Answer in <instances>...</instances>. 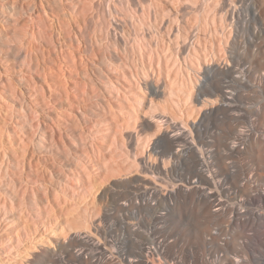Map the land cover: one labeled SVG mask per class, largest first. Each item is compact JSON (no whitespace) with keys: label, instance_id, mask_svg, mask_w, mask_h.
<instances>
[{"label":"bare ground","instance_id":"obj_1","mask_svg":"<svg viewBox=\"0 0 264 264\" xmlns=\"http://www.w3.org/2000/svg\"><path fill=\"white\" fill-rule=\"evenodd\" d=\"M2 1L1 9L5 7V2L7 3V0ZM32 1L35 2L32 3L33 10H29L30 6L26 8L29 10L26 11L29 16L27 18L30 19L28 21L39 22L43 16L49 18L43 0ZM87 1L71 0L70 9L64 11L59 8L62 10L61 14L67 17L66 23H62L56 17L57 25L59 24L61 31L67 34L69 43L81 45L77 55L68 47L64 49L65 46L63 47L60 41L52 45L54 60H57V63L51 59L52 57L50 61L52 60L53 65H58L57 71L62 78L60 83H55L56 77L50 73L51 68L46 71L37 65L42 72L31 74L29 67L16 66L15 60L11 57V51H15L10 48L0 50V116L5 113L9 117V123H12L16 119L14 115L16 112L22 114L23 124L16 126L22 134L28 129L31 130L33 122V127L37 124L35 131L28 137L29 144H26L19 142L18 130L9 128L8 123L1 124L0 121V232L6 229L16 235L18 243L19 233L23 232L14 231L10 225L8 226V222L10 223L14 216H9L5 212L3 207L7 203L12 204L20 200V210L27 209L26 215L29 214L34 219L38 218L43 209L50 204L47 191L37 193L29 184L27 185L31 189V197H28L29 192L26 197L21 193L19 196L18 189L17 193L14 191L15 183L26 185L24 176H28L32 169L27 157L19 160L14 153L17 149L25 152L28 146L41 151L50 144L58 143L62 136L69 137L67 130L60 128L61 121L56 114L55 120L49 118L51 125L39 123L37 116L43 111L42 104L48 105L50 100L60 109L66 103L69 107L72 99L76 100V94L68 90L64 81L66 76L72 75L73 70L70 67L76 68V59L85 63L84 72L88 74V82L108 91L106 95L109 98L103 94L98 99L102 111L105 109V112L117 116L115 120H113L115 117L112 119L114 122H111L110 127L108 125L107 128L106 126L101 128L96 122H90L79 135L86 145L85 151L90 156H96V159L99 155L101 159L100 162L94 160L80 162L84 170L81 193L89 194L93 190L91 184L93 182H90L92 173L100 170L107 174L106 176L113 175L115 179L111 180L113 181L111 186L108 185L109 188L106 189L108 191H104L107 192L105 199L109 208L103 209L102 213L91 221L87 222L86 218L87 224L82 229H79L80 226L74 228L76 226L67 224L57 229V234L47 235L53 228L43 227L45 239L42 236L44 240L41 237L43 241L38 240L39 244L35 245L33 242V247L28 249L25 260H20V264H212L205 255L206 236L211 237L213 245L208 254L213 257L216 252L222 251L225 254L224 264H257L258 258L252 256L250 252H256L260 246L264 249V223L258 225L256 222L264 220V98L256 102L252 94L257 93L256 88H261L262 92L264 88V49L260 40L264 35L259 37L256 28L250 31L251 35H246L244 32L246 20H239L240 11L235 5L236 0L229 1V4L223 0L215 7L220 13L226 9L223 22L220 20L222 24L218 25L216 31L212 29L219 35V37L216 35L219 38V50L216 49L211 56L205 52L204 56H199L202 53L197 56L201 44L200 36L198 33L187 34V31L183 35L184 31L176 24L181 18L177 17L179 11L173 9L175 14L174 12L171 16L168 14L169 16L165 18L163 11L156 9V4L153 5V0H123L124 2L120 0L119 6L124 8L128 20H132L134 16L145 17V20L142 18L141 23H138L142 26V28L139 26L142 33L133 31L129 33L130 30L127 32L129 27L119 16L121 8L110 6L113 8L105 10L100 3L98 4L100 11H97L101 12L102 23L100 21V24L98 23L100 28L96 26L98 30L101 29L102 34L95 36L94 41L82 43L83 40L80 41L79 37L81 32L77 34L70 28L72 26L69 23L72 21L79 31L80 27L76 26L80 23L78 19L82 18L80 16L85 11L84 4H87ZM53 3H58L62 8L63 1L54 0ZM3 19H9V23L16 22V18L14 20L13 17ZM63 24H66L67 28ZM165 25L168 36L166 40L163 38L159 40L162 44L167 42L174 49L177 48L175 56L172 55L175 59L171 58L170 63L167 58L169 64L159 59V61L155 59L157 62L148 60L150 61L148 63L145 57L148 52L145 51L143 44L146 43L150 31L152 35L154 33L155 36H160V31ZM259 25L264 31L262 16ZM59 33L55 32L60 37ZM103 39L113 41L114 46L121 50L127 48L129 42L131 44L133 42L140 56L139 66L135 65V68L131 67L130 70L114 68V64L120 60L117 49L114 51L110 49L112 51V55L111 52L108 55L110 68L104 66L103 59L100 60L104 66L102 68L96 61L85 62L87 56L93 58L95 48L99 47L98 43ZM153 40L154 38L151 41ZM151 45H147V50L151 49ZM20 46L23 47V44ZM11 48L16 49L15 46ZM24 49L23 57L30 58L32 56L30 54L33 53ZM97 50L101 51L98 48ZM101 52L100 54H103ZM100 54L98 52V56ZM243 54L245 56H241ZM121 62L123 65V60ZM30 84L33 87L38 86L40 94L36 96L35 91L29 90ZM117 103H121L119 110L122 114L125 112V116L123 114L119 117L121 111L117 112L115 109ZM75 105L78 107L76 110L78 118L85 121L86 111L80 103L77 102ZM101 137L106 138L104 143L102 141L106 151L94 142ZM107 149L112 150L111 153L107 152ZM116 158H119L117 159L119 162L122 161L121 165L117 164ZM2 181L11 184L14 192L9 191L8 187L3 188ZM105 195L102 194L103 197ZM146 216H150L152 220L147 221ZM38 222L40 226H45L39 219ZM163 222L172 226L168 234L159 236L155 228L157 226L154 227L153 224ZM212 224L225 226L220 231V236H224V239L212 237L210 234ZM258 227H261V230L256 234ZM176 234L180 236L178 240H171V236ZM192 240L199 248L196 255L191 258L182 252ZM8 241L12 243L13 238ZM230 254H233L235 259L229 257Z\"/></svg>","mask_w":264,"mask_h":264},{"label":"rangeland","instance_id":"obj_2","mask_svg":"<svg viewBox=\"0 0 264 264\" xmlns=\"http://www.w3.org/2000/svg\"><path fill=\"white\" fill-rule=\"evenodd\" d=\"M45 1L48 2V3H46ZM61 1H63L62 8L60 6H58V3H53L54 0H50V1L49 0H43L42 1L43 6H44V8L46 10V13H47L49 18H44V16H43V18L41 17L42 18L41 19L42 21L40 20L41 22L40 21L39 22H35L34 21V22L30 23L29 22L30 19L27 18L28 15L26 14V11H29V10L32 11L33 10L32 8L34 7V4H32V3H35V2H33L32 0H7V3L5 2V7H2V9L0 8V50H6L7 48H10L11 50L15 51V52L11 51V57H12V59L15 60V64H17L16 66L19 65L20 67L21 66H25L26 68L29 67V70H30L31 74L32 73H36L37 71H41L42 72V69L40 67H38L37 65L43 67L44 68L43 70H46V71L48 70V68H51V71L53 70L54 72H51L50 70L49 71H50V73H53L55 75V77H56L55 78V81H56L55 83H60V79H62V78H61V75H59V72L57 71V66L58 65L55 64V63H54L55 65H53L52 64V60L50 61L51 57H52L51 59H53V60L55 58V56H54L55 53H54V49H53L52 45L54 43H56V41H60L61 44H63L62 46L63 47L65 46L64 49H68L69 48V50H71L76 55L78 54L79 46L81 47L80 44L79 45L78 44L77 45L72 44L73 45L72 46L69 43V40L67 39V36H66L67 34L65 35L61 31L60 27H58L59 24L57 25L56 17H58L62 23H66V21H67L66 18L67 17L63 16L61 13H62V10L65 11L67 9H70V6L72 5L71 4V0H61ZM104 1H107V2H104ZM121 1L124 2L126 0H124V1L121 0ZM121 1L120 0H118V1L117 0L116 1L115 0H109V2H110L109 3L108 0H99V1L98 0H88L87 4L89 3V5H87L86 3L84 4L85 11L83 12V15L81 13L82 16H80V17H82V18L79 17L80 19H78V23L79 22L80 23L76 27H78V26L80 27L79 31L76 30L78 28H75V25L71 21V18L68 16L69 20L71 21V23H69V25L72 26L70 28L73 29L77 34L79 32H81L79 37H80V41L83 40L82 43L83 42H87V41L89 42L90 40L94 41V39L96 38L95 36H98V35L100 36L102 34L100 32L101 29H99V30L97 29L98 27L100 28L99 21L102 23V19H100L101 18V14H100L101 12H98V11H100V10H98V9H100L98 7V4L101 3L100 5L101 6L103 5L105 10L108 9L110 6H113V7L118 6L119 8H121V9H119V11H121L120 15H119L121 18L120 17L119 18L122 19L126 23V25L129 27V28H127V32L130 30L129 33H132L131 31L142 33V29H141L142 26L140 24H138V23H141L142 18L145 20V17L142 16V18L141 17L137 18V17L134 16L132 20L130 19L132 21V22H130V20H128V18L124 14V8L122 9V6L121 5H120L121 7L119 6V2H121ZM186 1L187 0H179V1H177V0H153V5L156 4L157 7L156 6H154V7H156V9H158V10L163 11V14H164L165 18H167L169 15L171 16V14L173 15V12L175 14V11H179V12H177L178 13L177 17H179V18L181 17V18L178 19V23H176V24L179 25L177 27H179L182 31H184L183 35L186 34L185 33L186 31L188 32L187 34H189V33L197 34L198 33L197 35L200 36V39L201 40L203 39L202 41L200 40V43H201V44H199L200 48L198 47L200 50L198 49L199 52L197 53V56H198V54H201V53L202 54L199 55V56H202V55L204 56L205 54H208V55L210 54L209 56H211L212 52H214L216 49H217V51L219 50L218 49V44H219V41H218L219 38L218 37H219V35L216 32L214 33V30L216 31L218 29V27H219L218 25L222 24L221 21L223 20V16H224V13H225L226 9H224L225 10L224 12L221 11V13H220V11L216 10L215 7H216L217 4H220L221 2H223V0H188L187 2ZM226 1L229 4L230 3L229 1H231V0H226ZM263 1L264 0H238V2H237V0L235 1L236 2L235 5L238 7V9L240 11L239 17L241 19L239 18V20H246V25L244 27V32L248 36L251 35V32L253 31V28L257 29L256 31L258 32L259 37L264 35V31H263V29L261 30L260 25H259L260 17L261 16L264 17V2ZM0 3H3V1L0 0ZM30 3H31V5H30ZM95 3H96V5H95ZM190 3L192 4V6H189V5H191ZM214 3H216V4H214ZM15 4H17V5H15ZM50 4H51V6H50ZM55 4H57V5L55 6ZM104 5H106V6H104ZM29 6H30V8H29ZM49 6L52 7V8L50 9ZM27 7L29 8V10H27L28 9ZM113 7H110V8H113ZM118 7H116V8H118ZM184 7L185 8L187 7V9H185ZM20 8H21V10H20ZM59 8L62 9V10H60ZM95 8H97V9H95ZM11 9H13V10H11ZM173 9L175 11H173ZM211 9H213V10H211ZM201 10H203V12ZM164 11H165V13H164ZM92 14H94V15H92ZM163 14H162V17H163ZM10 15H12V16H10ZM213 15H215V16H213ZM9 17H13L14 20L16 18V20H15L16 22H10L9 23V19H5V20L3 19V18H9ZM219 17H221L222 19L219 18ZM139 18H141V19H139ZM124 19H126L127 21L124 20ZM211 20H214L213 21L214 24H211V23H213V22H211ZM32 23H34V24H32ZM157 23L158 22H156V24ZM29 24H31L32 26L29 25ZM93 24L95 25V27H94ZM14 25H18L19 27L18 26H14ZM25 25H28V26H25ZM85 25H86V28H85ZM166 25L163 27V29H161V31H160L161 35L160 36H158V35L155 36L153 32H152L153 33V35H152L151 31H150V33H149L150 37L149 36L147 37L148 39H146V43H145L146 45L143 44L145 46L144 47L145 51L148 52V55H147L148 58L151 57V59H148L147 56H145L146 57V62L149 63L150 61H148V60H151V61H154V62H157V61L160 60V61H162L164 63V61L167 62V60L169 59L168 61L170 63H172V59H175V57H173V56H175V54H176L175 51H177V48L175 47V49H174V47L173 46L171 47L167 42L166 43L163 42V44H162V41L159 40L161 38L166 40V38L168 36V34H167L168 30H167ZM212 25H215V27H213ZM63 26H66V28H67L66 24L65 25L63 24ZM14 27L16 28V30H15ZM56 27H58L60 30L59 29L57 30ZM158 27H159V25H158ZM195 27H197V28H195ZM213 28H214V30L212 31ZM32 29H34V30H32ZM94 29H95V31H94ZM37 30H38V32L39 31L40 32L42 31V32L38 33ZM56 31L58 33L60 32L59 33L60 37L57 36L58 34L57 35L55 34ZM195 31H196V33H194ZM262 31H263V33H262ZM20 34H21V36H20ZM23 34L26 37L23 36ZM63 35H64V37H63ZM212 35L213 36L215 35V36L213 37ZM82 37H83V39H81ZM9 38H10V40H9ZM24 38H28L29 40L28 39H24ZM151 38L152 39L154 38V40L151 41L152 40ZM51 39H52V41H54L53 43H51L52 42ZM8 40H9V44H8ZM104 40L105 39H103V41L101 43H98L99 47L95 48V50L97 52L95 51L93 58L87 56V58H85V62H88V60H93V61H96L99 65H101V66H99L100 68H102L104 66L110 68L111 65L108 64V62L110 61L108 59L109 58L108 55L110 54V52H111V55H112V51L117 49L118 57H119L120 60L118 62L116 61L117 63L114 64V68H116L118 70L119 69L120 70H130L132 68H135V67L139 66V63H140L139 58H140V56H138L139 53L135 49L136 47L133 45V42H132V44H131V42H129L130 43V45H128L129 47L127 46V48H125V49L122 48V50H121L120 48L114 46L113 41H110V40L106 39L105 40L106 42H105ZM260 40H262L261 43H263V45L261 44V46L264 49V37H262ZM151 43H152V45H151ZM156 43H158V44H156ZM5 44H7V45H5ZM12 44H14V45H12ZM21 44H23V47L26 50L30 51V53L31 52L33 53V54H30L32 56L29 55L30 58H31V62L32 63L30 62V58L23 57V55L25 54L24 53L25 51L23 52L24 48L22 46H20ZM10 45L12 47L15 46L16 49H12ZM147 45L148 46L151 45V49H150L151 51L147 50ZM155 45H156V47H155ZM158 45L161 48H159ZM152 46H153V48H152ZM18 47H19V49H18ZM26 47H28L29 49H27ZM214 47H215V49H214ZM21 48H23V49H21ZM33 48H34V50H33ZM38 48H40L42 50H40ZM97 48L100 49L103 52V54H100L101 51L97 50ZM203 48H205L206 50H204ZM30 49L33 50V51H31ZM131 49H133V51ZM35 50H38L39 52L35 51ZM149 51L152 52V53H150ZM98 52H99V54L101 56L100 55L98 56ZM203 52H205V54ZM254 55H256V54H254ZM157 56H159V58ZM241 56H245V55L243 54ZM99 57L100 58L104 57V58L99 59ZM25 58L28 59L29 61L26 60ZM40 58H42V59L44 58V59L42 60ZM76 58H78V56ZM35 59H37V60H35ZM102 59H103L104 66L102 65L103 63L102 64L100 63V62H102V61H100ZM170 59H171V61H170ZM121 60H123V63H124L123 65H122ZM28 62H30V63H28ZM36 62H37V64H36ZM55 62L57 63V60ZM76 62H77L75 64L76 68L74 66L70 67L73 70L72 71V75L71 76H66L64 78V81L66 82V86H67L68 90L71 91V93H75L76 94V100L72 99L70 101V106L69 107H68V104L66 103L65 106L63 108H61V109L59 108V106H57L54 102H52L50 100V103H47L49 106L46 105V103L42 104V108H43V111L41 112L42 116H41V114H39L37 116L39 118V120H40L39 123L43 122V123L50 124V119L49 118L51 117V118H54L53 120H55L56 118L54 117V115L56 114L57 118L61 121L60 128L61 129L63 128L64 130H67V132L69 133V135H68L69 137H67V135H66V137L62 136L61 138H59L58 143H56L55 145L54 144L53 145L50 144L47 148H45V149H43L41 151H36L35 149H32L30 146L27 147L25 152L24 151L21 152V150L17 149L16 153H14L15 157H17L18 159L19 158L20 159H25L27 157L28 160L31 162L30 163L31 166H32L31 172H30V174L28 176H24V177H26V180H25L26 185H25V183L24 184L21 183V185H20V182L19 183H15L13 186H14V189H15V186H16V189L14 190V189H11V188H13V187H11L12 186L11 184L9 185L8 183L5 182L6 185L7 184L8 185L4 186L3 185L4 182L2 181L3 188H7L8 187L7 189L9 191H13L14 190L16 193H17V189H18V195L21 193L22 195L23 194L26 195V197H27L28 194H29L28 195V197H29L30 193H32L31 189L29 188V186L27 184L31 185L33 187V190L35 192H37V193L44 192V190H45V192L47 191V193H48L47 195L49 197L50 204L49 205L47 204L48 206L45 205L46 208L43 209V212L41 214H39L38 218L36 217L37 219L36 218L34 219V217H32V216L30 217L29 214H27L28 215L27 216L26 215L27 212H25V211H28L27 209L25 210V208H21V210H20V207H21V206L19 207V204H21L19 202L20 200H16L15 203H12V204L11 203H7V205L3 207V208H5V212L7 214H9V216L10 215L14 216V217H12V221L10 220V223L8 222V226L10 225L11 229L14 230V231L18 230L19 232H22V231L23 232L19 233V240H18L19 243H18L16 241L17 239L15 238L16 235L14 236V234L6 231V229L5 230H3V229L1 230V232H0V242L1 241L2 242L0 244V253H1L2 250H4V251H2L3 254L2 253L0 254V264H20L21 261H24L26 255H27V252L33 247L34 243H35V245H36V243L39 244V241L42 242L45 239V236H43V232H44L43 231V227H46V229H52L53 228V230L52 231L50 230L47 233V235L49 233H50L49 235L57 234L56 230L57 229H61L62 226L64 227L67 224L70 225V226L71 225L72 226H76L74 228H77V227L79 228V226H80L79 229H82V228H85V226H86L85 224H87L88 221H91L94 218H96L99 213L101 214L103 209L109 208L108 204L106 203V199H105L106 198L105 194H107V192L105 193L104 191L106 189H108L109 186H111V184L113 182L111 180L115 179L114 177H112L113 175L111 177H109V175L106 176L107 174H105V173L103 174L100 170L92 173V175H91L92 178H91L90 182H93L91 184H93V190L94 191L91 190V192H89V194L81 193L82 190L80 188H82L81 186L83 185V183H82V179H83L82 173H84V170H83V166L80 164V162L81 163H86V162H88L90 160H92V161L94 160L95 162H98L101 159H100L99 155H97V159H96V156H92V155L90 156V154L87 153V151H85V148H86L85 146L86 145L81 141L79 135H80L81 131L85 130L87 125H90V122H96L99 127H101V128L104 127L105 128V126H106V128H107L108 125H109L108 127H110L111 122L113 123L114 122L113 120H115L117 116L113 115L114 113L108 112L107 110L106 111L108 113L105 112V109H104V111H102V108L100 107V100H98V99H100L103 94H105V95L108 94L107 93L108 91L103 90L102 88L100 89V88L94 86L93 84H90V82H88V74H86L84 72V69H85L84 64L85 63H82L79 59H76ZM106 62H107V65H106ZM169 62H167V63L169 64ZM61 63H63V62H61ZM32 64H34V65H32ZM116 64L118 65V67H117ZM114 68H113V65H112V69H114ZM63 70L65 71V69H63ZM62 86H63V84H62ZM99 87H100V85H99ZM258 88H256V92L257 93L256 94L255 93L252 94V96H255L254 99H255L256 102L262 100V97L264 98V88H263V92H262L261 88L260 89H258ZM29 90L35 91V95L36 96H37V94H40V90H39L38 86L33 87V85L30 84L29 85ZM258 92H259V94H258ZM77 102L80 103L81 107L86 111V114H85V119L86 120L85 121H82V120H80V118H78L79 115L76 112L78 107L75 105ZM120 104L117 103V105L115 106V109H117V112H118V110L121 107V106H119ZM119 111H121V110H119ZM109 113H110V115H109ZM123 114L125 116V112H123ZM123 114H122V111H121V112H119L118 115L120 117V116H123ZM14 115H15L16 119H14L12 123H9V117L5 113L1 114L0 121H1V124H3V123L7 124L8 123L7 125L9 126V128L18 130L17 133H19L20 130L17 129L16 126H22V124H23V120L21 118L22 114H19V112H16ZM37 117H36V119H37ZM103 120H106V122L105 121L103 122ZM36 122H37V120L35 121V123ZM101 122H103V123H101ZM33 123H32L31 130L28 129L27 131L23 132V134L21 132L19 133L20 137H18V139H19L20 143L29 144L28 137L30 136V133L35 131V126L37 125V124L36 125L34 124V127H33ZM0 134H1V132H0ZM104 139L106 140V138L101 137L100 140L98 139V140L94 141V142H97L96 144L98 146L102 147V149L104 148L103 150H105V147H103V146H105L103 144L104 141H105ZM0 141H1V137H0ZM102 141H103V143H102ZM108 150L109 149H107V152L111 153L110 151H112V150H110V151H108ZM10 154L12 155V152ZM117 159H119V158H116V161H118L117 164L119 163V165H121L122 163L120 164V162H122V161L119 162V160H117ZM113 165L115 166L116 164L114 163ZM15 176H16V178L18 177L17 174ZM8 190H6V191H8ZM21 191H23V192H21ZM106 191H108V190H106ZM24 192H26V193H24ZM2 193H3V190H2ZM101 193L104 194L105 196L103 197ZM42 206L45 207L44 205H42ZM22 209H24V210H22ZM212 210H215V209H212ZM19 211H20V213H19ZM32 219H34V221ZM38 219H39L40 222L42 221V223L45 224V226H40L39 222H38ZM85 219H86L87 222L85 221ZM145 219H147V221H148V219H149V221L152 220L150 216H146ZM256 222H257L258 225H262L264 223V220H257ZM154 225L157 226V227H155ZM58 226H59V228H57ZM153 226L156 228V232L158 233V235L161 236V235H164V234H168L169 231H170L169 228L172 225L171 224L168 225L167 222H163L161 224H155L154 223ZM223 228H225L224 225L220 226V225H217V224H212L210 226V234L213 235L212 237H220V239H224L225 238L224 236H220V231ZM178 229L179 228H177V230ZM229 230H230V228H229ZM260 230H261V227H258L257 230H256V234L259 233ZM176 235L171 236V240H178V238L180 236H178V235L176 236ZM20 236H22V237H20ZM42 236L44 237V239H43ZM41 237H42L43 240L41 239ZM8 238L9 239L13 238L12 243L8 241L9 240ZM205 240H206V246H205L206 258L212 264H216V263L217 264H224L223 259L225 258V254L222 251H218V252H216V254H214L213 257L210 256V254H208V253L211 251V249H213L211 237L210 236H206ZM193 242H194V240L191 241V243L189 244L187 249H185V250L183 249L184 251L182 253L185 256L187 255L188 257L192 258V257H194L196 255L197 250H198L197 248H199V246L196 247L197 244L195 242L194 243ZM10 244H12V245H10ZM260 247L256 250V252L253 251V252H250V254L252 256H256L258 258L257 264H264V249H261L262 247L261 248ZM233 256H234L233 254L229 255V257H231L232 259H235V257H233Z\"/></svg>","mask_w":264,"mask_h":264}]
</instances>
